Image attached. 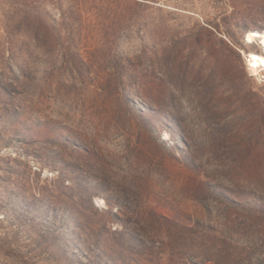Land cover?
<instances>
[{
	"label": "rangeland",
	"instance_id": "374dc122",
	"mask_svg": "<svg viewBox=\"0 0 264 264\" xmlns=\"http://www.w3.org/2000/svg\"><path fill=\"white\" fill-rule=\"evenodd\" d=\"M253 29L264 0H0V264H264Z\"/></svg>",
	"mask_w": 264,
	"mask_h": 264
},
{
	"label": "bare ground",
	"instance_id": "6f19581e",
	"mask_svg": "<svg viewBox=\"0 0 264 264\" xmlns=\"http://www.w3.org/2000/svg\"><path fill=\"white\" fill-rule=\"evenodd\" d=\"M247 41H251L249 43H254V41L256 43L259 44L260 49L264 52V31L263 30H259V29H253L251 30L248 35L246 36ZM260 41L261 44L259 42ZM263 46V47H262ZM252 51H249L250 53V59L251 61H253L255 64H261L264 63V55L263 52L259 53L257 51H253V52H257V53H251Z\"/></svg>",
	"mask_w": 264,
	"mask_h": 264
},
{
	"label": "built area",
	"instance_id": "2783aa9c",
	"mask_svg": "<svg viewBox=\"0 0 264 264\" xmlns=\"http://www.w3.org/2000/svg\"><path fill=\"white\" fill-rule=\"evenodd\" d=\"M249 51H242V54L244 56V60H245L246 66L248 68V71H249L250 75L252 77H254V79L257 82L263 83L264 82V63L255 64L253 61H251ZM254 51H257L259 53H262L263 52L260 49V46H259V49L258 50H254ZM263 55H264V52H263Z\"/></svg>",
	"mask_w": 264,
	"mask_h": 264
},
{
	"label": "trees",
	"instance_id": "16d2710c",
	"mask_svg": "<svg viewBox=\"0 0 264 264\" xmlns=\"http://www.w3.org/2000/svg\"><path fill=\"white\" fill-rule=\"evenodd\" d=\"M33 2H35L36 0H32Z\"/></svg>",
	"mask_w": 264,
	"mask_h": 264
}]
</instances>
